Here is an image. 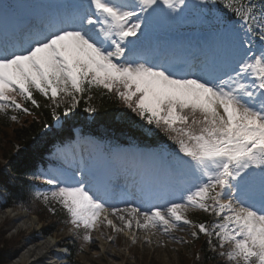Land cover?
I'll return each instance as SVG.
<instances>
[{"label": "snow or ice", "instance_id": "6c2138e0", "mask_svg": "<svg viewBox=\"0 0 264 264\" xmlns=\"http://www.w3.org/2000/svg\"><path fill=\"white\" fill-rule=\"evenodd\" d=\"M22 7L20 0L0 4V118L32 115L39 94L60 124L65 100L67 117L87 93L114 96L144 134L170 142V183L141 188V202L121 199V208L109 200L132 193L113 186L101 194L82 169L38 170L19 145L16 163L0 169V178L11 166L43 180L47 191H26L51 215L62 209L61 222L83 244H95L102 226L129 230L133 244V227L146 233L145 243L164 236L187 244L172 236L187 226L193 240L207 238L205 261L264 264V0H42L21 16ZM193 11L186 22L198 38L186 48L137 49L154 18L185 19ZM193 211L211 219L193 221Z\"/></svg>", "mask_w": 264, "mask_h": 264}, {"label": "trees", "instance_id": "16d2710c", "mask_svg": "<svg viewBox=\"0 0 264 264\" xmlns=\"http://www.w3.org/2000/svg\"><path fill=\"white\" fill-rule=\"evenodd\" d=\"M91 96L94 108L96 109L93 118L88 120L83 110L87 103V97ZM41 107L33 108L32 115L21 114L17 122L7 121L0 118V156L7 161L6 164H15L17 161L16 146L25 147L29 158H35L36 169L43 168L49 163L51 151L56 145L70 141L72 138V128L79 127L84 132L96 133L100 136L111 138L114 142H127L134 140L137 143H157L163 136L161 133L144 134L140 129L138 118L134 116L120 101L114 96L101 95L98 91L87 93L81 100L78 109L65 117L58 128L53 126L44 129V123L52 125L51 109L46 101H42L39 95H35ZM31 107V105H28ZM59 114L61 115L60 111ZM164 139H166L164 137ZM163 139V140H164ZM4 162H0V169L5 168ZM9 173L6 177L0 178V183L4 184L8 191V202L20 203L31 207L32 199L26 189L35 192L37 185H41L43 180H32L29 174L16 171L9 166ZM12 175V176H11ZM27 182V183H26ZM197 219L206 220V215H197ZM50 231V229L48 230ZM3 230L0 226V264H5L6 259L12 251L13 244L4 238ZM206 238L200 237L195 240L197 256L183 257L182 264H220L219 260L205 261V255L209 250L205 243ZM78 243L71 246L73 254L78 249Z\"/></svg>", "mask_w": 264, "mask_h": 264}, {"label": "rangeland", "instance_id": "374dc122", "mask_svg": "<svg viewBox=\"0 0 264 264\" xmlns=\"http://www.w3.org/2000/svg\"><path fill=\"white\" fill-rule=\"evenodd\" d=\"M2 2L5 3L6 0H2ZM20 2H23L25 4V7L19 8L17 11L19 14L24 15L32 10L30 7L31 4L40 3L42 1L32 2L29 0H20ZM194 14V12L188 13L186 18L183 19L184 24H180L178 22V19L170 20L163 16H159L154 19L163 29H169L175 26H177V28H187L192 25L186 21H191L194 17ZM151 32L152 30L147 32L146 37L149 36ZM147 38L148 39H144V43H146V45H150V37ZM178 43L180 44L182 42ZM66 103H68L67 100L62 102L60 107L61 110H64V106L66 105ZM89 106L94 107L92 98L90 101L87 102L85 106H83L84 112L88 115L89 118H91L94 113L90 114L85 111V109ZM54 123L57 125L56 121H54ZM66 154L80 156L82 154V151L81 148H77L75 150L63 154L54 152V154L52 155L53 165H48L46 170L52 173L68 172L69 167L70 172L68 173L74 172V169L76 167V161L62 160L63 155ZM121 156L124 160H127L128 162H134L139 159V156L135 153H128L126 155L121 154ZM143 158L144 157H142V159ZM147 158H150L151 163L156 161V159L154 158ZM144 166V170L147 173L150 167V163H146ZM61 167H63V170L60 169ZM79 178L80 177L78 176L77 179ZM167 182L168 180L164 179V183L167 184ZM46 189H48V186H46ZM37 213L42 216V219H40L41 217L38 216L40 221L37 222L36 228L32 226L30 229H21L17 232H14L10 227V217H5L0 222V225L3 226V229H5V235H2L6 236L9 243H12L14 245L10 254L14 253V251L19 249L21 244L25 240L30 241L31 238H36L37 236L42 235V233L44 232L43 229L52 230L56 228L57 215H51L44 207H39ZM189 218L192 220L190 214ZM116 225L117 227H123L121 223H117ZM51 226L55 227L49 228ZM70 229L71 226L68 224L64 226H57V228L51 234L55 236L58 242L64 241L65 236L63 235H65L66 233L70 234V240L78 239V237ZM192 230L193 229L185 226L184 232L174 231L172 233V236L174 237L183 238L184 240H187V244H177L170 237L164 236H150L149 239H151L152 243L149 244L145 243L144 240L146 233L144 231L137 230L135 227H133V229H131V232H135L137 238L136 243L133 244L131 242L129 230H125L124 232H113L110 227L102 226L99 230L93 232V239L95 240V244L81 245L82 251L79 252L73 258H70L68 264H182L181 260L183 259V257H190L193 253V247L195 245H193V239L190 236V232ZM101 233H103V235H101ZM108 236H112L113 241H108ZM101 243L104 244L103 247H101ZM10 254L8 256L9 258ZM8 257L7 259L9 260ZM8 260L7 264H9Z\"/></svg>", "mask_w": 264, "mask_h": 264}, {"label": "bare ground", "instance_id": "6f19581e", "mask_svg": "<svg viewBox=\"0 0 264 264\" xmlns=\"http://www.w3.org/2000/svg\"><path fill=\"white\" fill-rule=\"evenodd\" d=\"M190 43V42H186ZM143 44V43H142ZM144 45V44H143ZM143 45H140L141 47ZM140 47V48H141ZM144 47V46H143ZM149 48H152L149 45ZM122 149V150H121ZM118 150H121L122 154L125 153H135L140 156L139 161L137 162L135 166V173L137 174V179H143L145 178L146 174L144 172V163L141 157H151L156 159V161L152 162L151 166L148 169L147 172V179L149 180V183H144L145 190L151 189L153 186H160L163 185L164 179H165V172H167V166L161 163V159H159L156 155H154L151 152H147L146 154H142V151L140 153L139 150L134 148H119ZM121 160H123L122 157H118L113 159L112 163L104 164L100 171L96 172L94 170H86L85 171V178L89 176V179H92V177H95L94 174L97 176L98 182L96 184L100 185L103 184L104 186L110 184V179H113L115 171L120 168L122 165ZM125 163V161L123 160ZM87 169V168H85ZM9 173V169H7V174ZM96 178V177H95ZM154 182H157L156 185ZM136 187V184L133 186V188ZM131 201V200H128ZM152 201V200H151ZM118 207H125L126 205L124 203L115 204ZM3 208H0V222L5 217H10V227L14 232H17L21 229H30L32 226L36 228L37 221L36 217L32 215H28L24 210H21L20 208L14 207L13 213L10 214L8 212V209L6 208L2 210ZM110 219H113V222L115 224L120 223L119 220L115 219L114 217H109ZM49 229H43V236H37L36 238L31 239L30 241H24L20 248L17 249L10 257L9 264H68L67 260L65 259L66 253L63 250L61 246L58 245V241L56 240L55 236H53L51 233V230ZM64 242V241H62ZM104 244L101 243V247H103Z\"/></svg>", "mask_w": 264, "mask_h": 264}]
</instances>
